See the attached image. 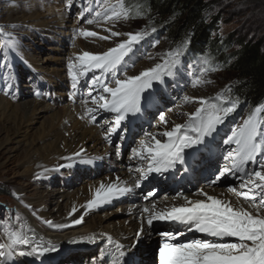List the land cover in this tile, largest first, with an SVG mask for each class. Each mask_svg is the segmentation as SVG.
Segmentation results:
<instances>
[{
  "label": "snow or ice",
  "instance_id": "obj_1",
  "mask_svg": "<svg viewBox=\"0 0 264 264\" xmlns=\"http://www.w3.org/2000/svg\"><path fill=\"white\" fill-rule=\"evenodd\" d=\"M73 0H67L66 6L71 8ZM91 11V10H89ZM127 11L122 7L106 2L99 10L95 11L93 18L85 21L88 25H99L101 21L116 22L122 17L127 18ZM83 19V17H81ZM13 27H16L13 25ZM109 35L101 36L96 31L81 27L78 29L84 37H98L108 41L113 38L126 36L125 39L115 43L107 51L92 53L84 51L72 60L68 67L72 75V95H76L77 85L81 76L94 73L90 78L88 95L91 96L92 107L86 108V115L92 122H97L100 113L106 112L113 115L112 122L105 121L108 125L106 139L111 142L112 135L118 131L122 133L120 139L126 138L129 131L126 122L130 117L142 115L147 109L145 93H151L155 87L166 86L168 78L174 77L181 65V57L185 55L184 47H177L174 51L166 53L167 58L153 67L146 68L136 75H128L126 69L129 61L126 59L134 54L137 46L146 38L148 32L121 33L107 29ZM157 29L152 28L155 33ZM0 36L8 39L4 51L0 52V65L7 60L8 49L19 55L18 42L11 33H4L0 26ZM158 44L159 41L157 40ZM204 64H208L205 59ZM210 69L205 67L203 72ZM98 72L99 75L95 73ZM203 72L201 73L203 75ZM200 79L194 81V86L202 83ZM11 91L13 85H6ZM95 92L96 95H92ZM185 100L189 98L184 97ZM217 100L224 103H215L201 98L200 107L190 114L184 124H174L170 130L162 132H147L145 139L140 141L138 147L131 149L130 160L137 162V166L129 167L132 174V183L128 186H119L103 183L96 190L95 199L87 202L86 210L90 211L113 199H119L134 193L142 188L153 174L163 177L165 174L190 173L193 168L194 153L202 148L207 149L218 134L228 117L233 114L239 105L238 100H230L223 95ZM85 104L88 101L84 102ZM264 103L253 109L251 114L243 119L242 123L235 125L230 133L223 138L222 144L230 146L222 155V164L208 181V186L216 185L229 176L238 179V186H228L227 192L238 198H243L249 207L233 204L230 200L210 195L204 188H198L191 195L179 194L173 202L157 209V203L146 204L140 212V227L136 233V240L151 230L154 222L184 225L187 231H195L203 236L213 239H191L184 242L180 237L185 232H162L164 242L158 249L159 264H264ZM160 124L167 125L168 121L163 113H158ZM103 126V125H102ZM166 137V140L157 137ZM234 145V147H232ZM83 151V150H82ZM119 154V146H117ZM79 156L80 153H76ZM90 162V161H89ZM254 166V167H250ZM119 180V177H117ZM155 189L148 190L143 195L145 201H150L156 196ZM77 209L74 207L70 218L75 216ZM84 215L71 219L73 226L81 225ZM44 223L53 225V221ZM55 227H62L55 225ZM89 243H96L98 239H106L110 246L106 255L110 257L109 264H127L129 249L134 245L125 246L116 243L110 235L98 237L92 234L82 237ZM57 245L52 243L37 242L35 235H27L22 230L9 231L6 241L0 243V264H14V257H43L46 253L57 251Z\"/></svg>",
  "mask_w": 264,
  "mask_h": 264
},
{
  "label": "rangeland",
  "instance_id": "obj_2",
  "mask_svg": "<svg viewBox=\"0 0 264 264\" xmlns=\"http://www.w3.org/2000/svg\"><path fill=\"white\" fill-rule=\"evenodd\" d=\"M12 1L13 0H0V26L3 27L4 33H11L12 37L18 42L17 51L19 55L11 49H8L7 60L4 64L0 65V95L12 102H24L33 99L53 104V101L57 100L60 102L61 106L68 105L71 111H74L75 107H79L77 108V110L80 111L78 112L80 114L78 115V119H82L83 117L90 121V124L100 128L102 130L104 143L107 145L104 135L106 134L108 125L104 124V122H112L113 119H110L112 114L106 112L100 113L95 123L86 115V108L93 106L92 102H90L91 96L88 95V87L90 78L94 73L89 72L87 76H83L86 83L79 88V94H77V98H79L80 101L86 97L89 102L87 104L84 102L81 104L77 100L75 103L71 102L72 98L70 96L73 93V89L71 88L72 78L69 77H71L72 70L69 69L68 65L78 55L75 53L78 40L77 33H72V31H70L62 34H51L41 28L27 30L25 24L26 20H28V8L31 6L30 1L36 2L37 6H39L36 12L42 16L48 14L46 6L52 5V3L54 5V2L46 4L44 0H16L17 2L14 5L16 10L9 13L10 11L8 9L10 5H12ZM105 2L109 5L116 6L118 11L122 7L127 11L128 15L127 18L122 17L119 21L112 23L101 21L98 26H101L99 30L102 29L103 34L106 33V35H109V32L107 29H103L102 26L110 27L112 31H119L121 33H135L137 31L148 32L146 38L137 46L134 54L126 58L129 61V66L124 70L127 71L128 75H136L142 67L149 68L153 67L156 63L162 62L167 58L166 53L174 51L177 47L185 48V55L181 57V65L179 66L177 74L167 79L166 86H154V90L151 93H145V103L147 104L145 113L148 116L149 123L148 126L145 125L147 127L142 126L141 130H148H145L144 134L133 137L130 151L132 148L137 147L141 140L145 139L142 138V136L147 132H156L160 129L162 130V128H167L170 125L172 126L173 124L186 123L190 114L194 113L195 110L200 107L199 100L201 98L210 102L224 103L223 101L217 100V97L220 95L230 100L239 101L237 110L228 117L222 126H220L218 134L215 135L214 139L218 141L217 143L219 145L228 149L230 146L222 144L223 138L230 133V130L235 125L242 123L243 119H246L255 108L233 93V86L236 81L235 73L228 69L212 65L207 57L200 58L198 61H190L186 54L189 42L185 41L182 43V41L177 42L171 39L169 29H165V25L168 21H160L158 18H152L145 8L144 0H73L71 8L66 6L67 0H61L59 3L57 2V6H63V12L65 14L67 13L66 15H68L71 25L77 24L78 27H84L88 25L84 21L93 18L95 11L99 10ZM211 13L216 14L219 18L218 28L214 32V35L219 38L227 37L232 33L240 32L241 34H250L254 32L257 39H264V28L260 29L256 26L257 23L264 22V12H254L251 8L247 7L245 1L217 0ZM81 17H83V19H81ZM13 25L16 27H13ZM152 28L157 29V31L153 33ZM250 36H252V34ZM79 38L83 39L80 34ZM125 38L126 36H121L108 40L110 43L108 48L114 47L115 43ZM7 39V37L0 36V52L5 50L4 45ZM94 40L104 41L100 40L98 37ZM157 40L159 41L158 44L156 43ZM92 41L88 43H93ZM99 48L96 50L97 53L107 51L108 49L102 45L99 46ZM59 54H62L60 56L63 58V72L67 80L58 79L53 83H49L44 77L46 72L39 73L34 69L36 63L33 59L36 58L39 60L42 66H53L56 62L55 58ZM205 59L208 60L207 65L203 62ZM205 67L210 70L203 72ZM202 72L203 75L201 74ZM95 74L99 75L98 72ZM196 79H200L203 82L194 86V81ZM83 82L82 80L81 85ZM9 83L13 85L11 91H8L6 87ZM79 95L82 96L80 97ZM92 95L94 96L96 93L93 92ZM185 96L189 99L185 100ZM158 113H163L165 115L168 125L160 124ZM41 122L34 125L35 128L32 130L31 136H28L27 141H25L23 145L18 146L15 143H10L1 150L0 243L6 241L9 231H23L25 217L23 212L24 208L30 212V215L36 222L39 221L41 210L46 206L45 209L48 213L46 215L48 217L51 216L52 218L49 220L53 221L57 213L56 211H58L59 205L57 203L60 201V206L65 204V200L59 199L58 188L63 187L65 194L68 195L82 187L84 185L82 183H84L85 180L103 177L107 173L105 168L97 171L96 167L89 166L87 168H81L80 173L78 170L74 171L73 174L65 172L66 177L63 174H55L56 176L52 175L48 180L42 178V172L38 171H35L31 178L23 176L24 167L22 164H24L26 160L25 155H27V150H29V141L40 132ZM14 125L15 124H6L4 130L0 129V143L5 140L7 135L13 136V131L16 127V125ZM157 138L163 140L164 137L158 136ZM112 146H115L114 143ZM232 147H234V145ZM114 150L116 151L117 148H114ZM130 151H126L122 159L128 161L131 155ZM12 157H18V160H16L14 164L10 163ZM84 171L90 173V176L88 174L90 178L83 177L85 176ZM200 183L191 191L195 190ZM219 184L221 185L222 183L219 182ZM146 188L148 187L145 185V189ZM174 194L176 195L177 193ZM163 195L165 194L161 193L156 197H162ZM185 195H187V193ZM241 200L245 202L243 199ZM245 203L248 204L247 202ZM32 205L37 206V215L36 213L34 214L36 211L35 208H31ZM118 206L119 204L111 202V204L106 205V207L104 206L101 209L97 208L96 212L101 213L104 218H109L106 217L107 214L116 211ZM62 208L63 207H61V209ZM120 216V213H114L110 217H112L111 219L117 220ZM156 226L157 229L155 232L159 234L162 227ZM91 247V243L80 241L62 248L47 258L16 256L13 259L14 264H58L60 261L70 258L74 254L84 252ZM153 249V247L150 249L149 242L147 244L145 243L143 246V250H145V255L147 256L149 253H152ZM93 253L88 254L87 258H83L77 263H72L68 260L67 263L64 264H84L83 261L89 264L91 258L94 256ZM154 254H156V252L153 253V256ZM150 259H152V257H150ZM153 264H156V258L155 260L153 259Z\"/></svg>",
  "mask_w": 264,
  "mask_h": 264
},
{
  "label": "bare ground",
  "instance_id": "obj_3",
  "mask_svg": "<svg viewBox=\"0 0 264 264\" xmlns=\"http://www.w3.org/2000/svg\"><path fill=\"white\" fill-rule=\"evenodd\" d=\"M44 1L46 4L54 2V5L52 3V5L50 4L46 6L48 14L43 16L36 12L39 7L36 2L30 1L31 6L28 8V20H26L27 25L25 24L27 30L41 28L51 34H62L70 31H72V33L76 32L78 35L77 47L75 50L76 54H81L84 51L97 53L96 50L99 46L102 45L103 47H106V49L110 46L108 41H97L92 37H86V39L82 35L80 36H82L83 39L79 38L78 29L81 27H78L77 24L71 25L69 23L68 15H66L67 13L65 14L63 12V6H57V2L59 3L61 0ZM16 2V0L12 1V5H10V8L8 9L10 11L9 13L16 10L14 6ZM84 28L96 31L100 35H106V33L103 34L102 29L99 30L101 26L96 24L87 25L84 26ZM102 28L109 29L110 27L102 26ZM89 41H92L93 43H88ZM60 55L62 54L57 55L55 58L56 62L53 66H42L40 61L33 57V61L36 63L34 69L39 73L46 72L44 77L49 83H53L58 79L67 80V77L63 72V58ZM146 68L148 67H142L140 71ZM69 78H72V75ZM82 80L84 82L81 85ZM85 83V78L81 76L77 88H81ZM90 86L91 85L89 84L88 88H90ZM79 96L81 97L82 95ZM70 97L72 98V103H75L76 100L81 104L82 102L88 101L86 97L81 101L77 98V95H71ZM77 108L75 107L74 111H71L68 105L61 106L60 102L57 100L53 101V104L33 99L24 102H12L0 95V129L4 130L6 124L16 125L15 130L13 131V136L7 135L5 140L0 143V153L7 144L15 143L18 146L23 145V143L27 141L28 136H31V132L35 128L34 125L42 121L40 132L29 141V150H27V155H25L26 160L24 164H22L24 167L22 173L23 176L31 178L35 171H38L42 172V178L48 180L55 174H63L65 176V172L73 174L76 170L80 173L81 168H87L89 166L96 167L97 171L103 170V168L107 170L106 175L103 177L85 180V182L82 183L84 185L71 194L66 195L63 187L58 188L59 199L63 201L65 200V204L60 206V201L57 203L59 206L57 209L58 211H56L57 213L53 218V225L44 223V221L52 218L51 216L48 217L46 215L48 214L45 209L46 206L41 210V215L38 219L39 221L36 222L30 215V212L24 208L23 212L25 217L23 232L30 236L35 235L37 242L57 245V251L74 242L87 241L82 240V237H87L92 234H96L98 237H106L107 235H110L116 243H121L125 246L134 245V247L129 249L130 255L127 257V264H153V259L155 260L156 258L154 257L155 254L153 256V253L156 252L157 246L161 245L162 240L160 233L158 234V232H155L157 229V223L154 222L152 229L150 231L146 229L145 234H143L137 242L136 233L138 232L141 223L140 212L146 204H150L151 202L159 201L157 203V209L163 208L165 205H171L173 202L180 203V200L176 199L178 195L174 194L177 192L172 191L168 194L163 191L159 193L165 194L162 197L157 198L155 196L151 198L150 201H145L142 197L144 195L145 185L147 186L148 181H144L141 189H137L132 194L111 201L112 203L119 204V206L116 211L107 214L106 217L109 218H104L101 213L96 212V209H101L104 206L106 207V205L111 204V202L87 211V202L95 199L96 190L102 183L105 186L111 183H117L122 187L130 185L133 177L132 174L128 172V168L130 166H137V162L130 160L131 155L128 161L122 159L123 157L120 155L118 156L117 150H114V148L117 147L112 146L114 140L117 138L114 139V137H112L111 143L104 135V138L107 141V145H105L102 137V130L97 126L90 124V121L83 117L82 119H78V115H80L78 112L80 111H78ZM110 119L114 120L113 115ZM173 126L174 124L160 130L161 132L166 129L170 130ZM160 130L156 132H160ZM142 138H145V135L142 136ZM163 140H166V137H164ZM76 153H80V155L76 156ZM16 160H18V157H12L10 163L14 164ZM84 174L85 176L83 177L90 176V173H86L85 171ZM154 175L155 174L151 175L149 178ZM117 177H119V180H117ZM157 178L163 179V177L159 175H157ZM221 185L218 183L209 187L208 183H200L195 190L187 193V195H191L198 188H204V190L209 192L210 195H217L219 198L230 200L234 205L238 203L244 207H249L248 204L241 200L243 198H238L234 194L227 192V184ZM147 187L149 188V186ZM155 188L156 187L154 186L149 189L153 190ZM61 207L63 208L61 209ZM74 207L77 209V213L70 218V213ZM31 208H35L36 212H34V214L36 213L37 215V206L32 205ZM114 213H120L121 216L117 220L111 219L112 217L110 216ZM81 214L84 215L83 223L78 226H73L71 224V219L78 218ZM55 225H61L62 227L58 228L55 227ZM148 242L150 243V249L151 247L154 249L152 250V253H149L147 256L145 255L143 246ZM91 244L92 247L88 250L74 254L70 258L60 261L58 264L67 263L68 260L72 263H77L83 258H87L88 254L93 252V257H96L97 260L95 259L91 262L97 263L98 261V264H109L110 257L108 255V257H106L105 254L106 249L110 246L107 244L106 239H98L96 243ZM55 252L46 253L43 258H47ZM150 257H152V259H150Z\"/></svg>",
  "mask_w": 264,
  "mask_h": 264
},
{
  "label": "trees",
  "instance_id": "obj_4",
  "mask_svg": "<svg viewBox=\"0 0 264 264\" xmlns=\"http://www.w3.org/2000/svg\"><path fill=\"white\" fill-rule=\"evenodd\" d=\"M144 1L152 18L168 21L165 29H169L171 39L189 42L186 54L190 61L207 57L212 65L234 72L233 93L252 107L264 103V39H257L254 32L215 36L219 18L211 11L217 0ZM239 1H245L254 12H264V0ZM256 26L263 29L264 22Z\"/></svg>",
  "mask_w": 264,
  "mask_h": 264
}]
</instances>
